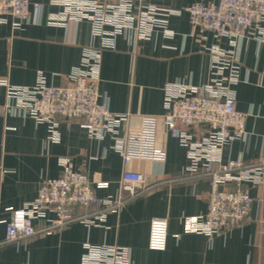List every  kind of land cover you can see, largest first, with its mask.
I'll list each match as a JSON object with an SVG mask.
<instances>
[{
  "label": "crops",
  "instance_id": "1",
  "mask_svg": "<svg viewBox=\"0 0 264 264\" xmlns=\"http://www.w3.org/2000/svg\"><path fill=\"white\" fill-rule=\"evenodd\" d=\"M30 1L43 6L30 23L16 29L10 18L0 24V80L31 87L43 78L47 85L65 86L80 67L85 49L99 48L100 40L93 39L88 21L68 27L48 25L47 16L61 9L52 6L51 0ZM197 2L209 0L154 1L183 11L170 16L167 30L171 34L159 29L149 39L120 35L114 48L101 51L102 100L111 112L127 117L118 136L125 138L143 127L144 118H155L154 145L164 151L163 161L134 160L125 165L115 137L92 138L81 119H60L52 133L48 123L8 114L4 109L8 86L0 84V240L5 238L13 210L34 201L44 181L61 175V158L70 159L74 170L85 173L95 194L104 199L119 197L126 170L148 178L144 193L108 212L101 224L74 222L52 233L3 244L0 264H83L86 244L127 248L131 264H264V226L259 221L264 216V186L248 187L255 202L245 223L213 236L187 226L188 218L208 211L210 179L185 177L188 149L167 128L165 87L177 82L195 87L210 84L214 77L211 47H231L228 38H217L191 24L184 10ZM237 50L239 80L231 89L237 111L246 115V135L227 144L222 157L224 163H252L264 156V43L242 38ZM187 130L201 135L207 127ZM154 217L169 222L165 251L148 248ZM45 224L35 221L36 227Z\"/></svg>",
  "mask_w": 264,
  "mask_h": 264
},
{
  "label": "built area",
  "instance_id": "2",
  "mask_svg": "<svg viewBox=\"0 0 264 264\" xmlns=\"http://www.w3.org/2000/svg\"><path fill=\"white\" fill-rule=\"evenodd\" d=\"M154 1L160 0H51L50 4L61 11L47 16L48 25L68 27L88 21L93 39L100 40V47L85 49L80 67L65 86L47 85L43 78L31 87L12 86L0 80V84L8 86L5 112L48 123L52 133L60 119H81L82 127L92 138L104 139L109 134L115 137V148L123 155L125 165L134 160L163 161L164 151L154 145L156 119L144 118L140 130L121 138L118 129L127 117L111 112L100 91L101 51L114 48L118 36L149 39L159 29L171 34L167 30L170 16L183 11L162 7ZM184 11L193 26L217 38H228L231 43L229 49L211 47L214 77L210 84L195 87L177 82L165 87L167 128L188 149L190 164L185 177L210 179L208 211L206 215L188 218L187 226L191 231L213 236L248 221L255 202L248 187L264 186V156L252 163L243 160L224 163L222 157L227 144L246 135V115L237 111L231 85L239 80L238 42L253 37L264 43V0H209L194 3ZM42 12L43 6L30 0H0V24L12 18L16 29ZM203 125L207 130L201 135L187 130ZM60 165L61 175L44 181L34 201L13 210L0 247L52 233L74 222L99 225L108 212L118 210L148 189L147 176L129 169L123 173L119 197L100 198L89 177L74 170L70 159L61 158ZM36 220H44L46 224L36 227ZM259 221L264 226V216ZM168 231L167 218H152L148 248L165 251ZM82 262L131 264V259L129 250L122 246L86 244Z\"/></svg>",
  "mask_w": 264,
  "mask_h": 264
}]
</instances>
